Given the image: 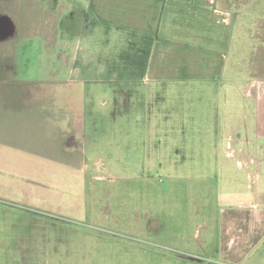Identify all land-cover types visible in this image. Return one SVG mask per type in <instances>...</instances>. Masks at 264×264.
<instances>
[{
  "label": "rangeland",
  "instance_id": "1",
  "mask_svg": "<svg viewBox=\"0 0 264 264\" xmlns=\"http://www.w3.org/2000/svg\"><path fill=\"white\" fill-rule=\"evenodd\" d=\"M225 3L245 15L239 41L264 43V0ZM48 48L38 114L21 115L28 100L0 81V264H226L221 196L242 146L217 144L205 117L150 143L140 90L89 82ZM248 263L264 264V243Z\"/></svg>",
  "mask_w": 264,
  "mask_h": 264
},
{
  "label": "crops",
  "instance_id": "2",
  "mask_svg": "<svg viewBox=\"0 0 264 264\" xmlns=\"http://www.w3.org/2000/svg\"><path fill=\"white\" fill-rule=\"evenodd\" d=\"M225 2L0 0V81L28 100L21 115L38 114L42 90L32 75L47 43L87 81L140 90L150 143H168L175 129L183 139L207 118L216 143L242 146L243 161L240 179L230 174L233 186L222 192L228 208L215 254L249 264L264 243V43L239 41L245 15Z\"/></svg>",
  "mask_w": 264,
  "mask_h": 264
}]
</instances>
